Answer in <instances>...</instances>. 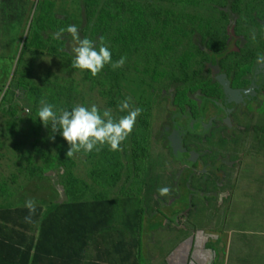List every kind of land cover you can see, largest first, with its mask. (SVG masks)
I'll return each instance as SVG.
<instances>
[{
  "label": "rangeland",
  "instance_id": "374dc122",
  "mask_svg": "<svg viewBox=\"0 0 264 264\" xmlns=\"http://www.w3.org/2000/svg\"><path fill=\"white\" fill-rule=\"evenodd\" d=\"M68 21L81 38L98 42L103 36L112 61L126 57L124 65L107 64L96 76L80 69L64 73L61 65L71 57L72 41L67 47L52 33ZM258 55H264V0H0V207H24L29 198L44 208L136 198L146 216L184 213L185 219L179 216L174 223V214L170 219L186 230H219L217 219L229 212L231 222L239 211L246 222L231 223L233 233L224 239L230 249L235 240L264 245V233L258 234L264 230V91L259 105L237 106L227 119L232 130L216 122L208 138L186 140L201 152L198 170L203 164L222 166V180L212 175L206 189L198 176L186 188L188 172L162 134L169 110L190 113L197 121L201 95L217 104L224 99L223 85L247 90L260 68ZM128 97L142 112L110 160L102 159L103 146L67 157V141L37 117L44 101L57 111L95 104L118 119L126 114L119 102ZM208 104V115L196 128L205 129L215 113L223 115ZM69 174L80 183L62 197ZM163 188L168 191L162 194ZM176 230L167 226L165 241Z\"/></svg>",
  "mask_w": 264,
  "mask_h": 264
},
{
  "label": "crops",
  "instance_id": "0c3cea01",
  "mask_svg": "<svg viewBox=\"0 0 264 264\" xmlns=\"http://www.w3.org/2000/svg\"><path fill=\"white\" fill-rule=\"evenodd\" d=\"M238 191L235 193L238 194ZM125 199L129 198L112 200ZM186 201L187 199L182 201L181 207L186 205ZM16 208L19 207L11 209ZM49 209L44 208L45 216L51 212ZM3 210L4 208L0 207V264H21L19 249H25L19 245L21 244V234L26 232L28 238L31 236L37 237L39 227L31 228L29 226L27 231L23 232L21 227L12 226L11 223L6 224L3 217H14L16 213L5 215L2 212ZM142 211L139 226L135 225L133 227L130 225V221L123 222L124 218L115 217L113 224L108 226L105 232L103 230L102 232L99 231L98 235L92 237L87 254H83L82 245L77 242L76 261L74 262L71 257L67 256L66 260L71 261L67 264H264V257L261 256V253H264V245H261L260 241L250 247L243 244L242 240H235L233 241V248L230 249L229 240H224L233 233L228 232L230 226L234 223L237 224V222L241 224L246 222V219H240L241 214L244 212L236 211L237 216L231 214L233 218L231 222L229 212L226 214V218L220 217L217 219L215 223L223 227L219 230H201L199 228L186 230L182 224H174L179 216L182 219L187 218L182 212L164 214L165 216L162 217L165 218L163 219L160 217V211L150 213L149 216H146L144 210ZM173 214L172 221L174 223L170 219ZM247 217L249 216L247 215ZM16 219L18 220V214H16ZM159 220L163 222L161 223ZM170 225L173 226V229L177 228L178 233L174 237L170 234L167 241H165V230ZM181 227H183L182 231ZM224 228H226V231H224ZM171 231L169 230V233ZM258 231L259 235L264 233L261 228ZM248 248H252L253 253H248ZM244 252L247 253V257Z\"/></svg>",
  "mask_w": 264,
  "mask_h": 264
},
{
  "label": "trees",
  "instance_id": "16d2710c",
  "mask_svg": "<svg viewBox=\"0 0 264 264\" xmlns=\"http://www.w3.org/2000/svg\"><path fill=\"white\" fill-rule=\"evenodd\" d=\"M12 1L14 0H1V2L6 3ZM70 24H73V22L68 21L66 26ZM60 41H67L68 47L70 46L72 39L65 31ZM69 51L71 57L65 59L64 63L61 65L64 73L76 70L72 68L71 65L73 54L70 47ZM256 64L260 65L258 70L260 71L261 69V72H263L264 63ZM199 101L201 102V115L197 123L203 124L207 117V113L209 112L207 102H212V100L201 95ZM220 103V101L217 102V104ZM111 152L112 151L104 145L101 152L102 159L110 160L112 158L110 155ZM78 183H80V181L72 174H69L64 187L60 188V194L75 192ZM142 210L141 202L136 198L125 200L96 198L91 201L56 203L50 207L49 211L51 212L47 216L44 215L43 207L36 206L34 214L31 215V222L25 221V217L30 215L29 210L26 207H19L14 210L11 208L4 209L2 212H4L5 215H10L13 212L18 214V220L16 219L15 214L14 217L4 216L3 221L6 222V224L11 223L12 226L21 227L23 232L27 231L29 226H31V228L39 227V234L37 237L31 236L28 238L26 232H24L25 235L21 234V244L19 245L25 248L24 250L19 249L21 254V264H67L71 263V261L66 260L67 256L71 257L74 262L76 261L77 242L82 245L83 254H87L92 237L98 235L99 231L102 232L103 230L105 232L108 229V226L113 224L115 217L119 216L120 218H124L123 222L130 221V225L133 227L135 225L139 226V220L143 214Z\"/></svg>",
  "mask_w": 264,
  "mask_h": 264
},
{
  "label": "clouds",
  "instance_id": "9594fccd",
  "mask_svg": "<svg viewBox=\"0 0 264 264\" xmlns=\"http://www.w3.org/2000/svg\"><path fill=\"white\" fill-rule=\"evenodd\" d=\"M65 31L72 39V68L87 70L92 76H96L107 64H111L113 69L124 65L126 57L112 61L111 51L103 36L99 37L98 42L87 37L81 38L78 27L70 24L52 33L53 39L60 40ZM257 63H264V55H258ZM131 103V97L120 101L119 110L126 114L115 119L110 109H105L101 113L95 104L91 106L77 104L71 110L59 109L57 111L54 110L53 104L41 101L37 117L45 127L50 126L53 132H60L69 145L66 152L69 158L79 152L87 154L94 150L99 151L104 145H107L110 151H119L122 142L132 132L136 119L142 112L141 108H134ZM167 191V188L160 189L162 194ZM24 207L28 208L30 213L25 217V221L31 222V215L34 214L36 208L35 200L29 198L25 201Z\"/></svg>",
  "mask_w": 264,
  "mask_h": 264
},
{
  "label": "flooded vegetation",
  "instance_id": "af4514ba",
  "mask_svg": "<svg viewBox=\"0 0 264 264\" xmlns=\"http://www.w3.org/2000/svg\"><path fill=\"white\" fill-rule=\"evenodd\" d=\"M259 82H264V71L261 72V69L260 71L259 70L254 71L252 77L250 78L249 85L245 87L247 89L245 91L250 90V88H252L253 86H256ZM263 91H264V84L258 90L255 91L254 89L252 99L248 100L246 103L243 101L238 102L230 112L227 110V107L224 105V99L220 101L221 102L220 104H212V102H209L210 109H211V105H213L216 109L221 110L223 112V115L219 116V115H216V113L213 114L211 119L207 121V126L205 129L196 128L194 126L195 123L198 122V120L193 121L190 113H182L176 110H169L171 114L170 119H169L170 122L166 125V127H164L162 134L167 139L168 147L170 148L173 158L177 160L174 156L172 147L170 146V136L172 135L173 130L179 127H183L184 129H187L182 139L183 146L186 152L196 153L198 155V159L192 167H187L185 166L186 164H183L181 161L177 160L181 164L183 169H185V171L188 172V176L186 178V184H185L186 188H187L188 182H190V180H192L196 176H198L200 178L199 180H201L199 181L201 185L200 187L201 189H206L207 183L209 182V180H211L212 175L215 176V179L217 180H220L222 178V174L220 172L222 170V166L219 167V164H212V165L203 164L201 170L197 169L200 163V160H201V152L187 145L186 140L192 136L200 137L201 135L203 136L206 135V138H208L210 136V132L212 135L213 130H214L213 127L216 124V122H221L226 125L229 131L232 130L233 126L231 125V123L229 124L228 122L230 121H226V119L230 118V115L234 113L238 105H240L244 109L247 108L249 104L254 103L256 105H259L261 103L259 99ZM224 98H225V94H224ZM221 135H223V132H221ZM218 161H220V159ZM182 174H184V172Z\"/></svg>",
  "mask_w": 264,
  "mask_h": 264
},
{
  "label": "water",
  "instance_id": "95a60500",
  "mask_svg": "<svg viewBox=\"0 0 264 264\" xmlns=\"http://www.w3.org/2000/svg\"><path fill=\"white\" fill-rule=\"evenodd\" d=\"M263 84L264 82H259L248 91L232 90L229 85H223V91L225 94L224 105L227 107V110L230 112L238 102L243 101L246 103L248 100L252 99L254 89L255 91L258 90ZM186 131L187 129H184L183 127L174 129L170 136V146L172 147L174 156L177 160L186 164L185 166L187 167H192L197 161L198 155L196 153H188L184 149L182 139Z\"/></svg>",
  "mask_w": 264,
  "mask_h": 264
}]
</instances>
